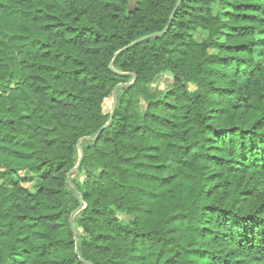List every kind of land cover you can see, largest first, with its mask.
Returning a JSON list of instances; mask_svg holds the SVG:
<instances>
[{
    "label": "trees",
    "instance_id": "obj_1",
    "mask_svg": "<svg viewBox=\"0 0 264 264\" xmlns=\"http://www.w3.org/2000/svg\"><path fill=\"white\" fill-rule=\"evenodd\" d=\"M177 1L0 0V264H264V0L114 58Z\"/></svg>",
    "mask_w": 264,
    "mask_h": 264
},
{
    "label": "water",
    "instance_id": "obj_2",
    "mask_svg": "<svg viewBox=\"0 0 264 264\" xmlns=\"http://www.w3.org/2000/svg\"><path fill=\"white\" fill-rule=\"evenodd\" d=\"M181 2H182V0H178V1H177V4H176V6H175V8H174V11H173L172 16H171V18H170V21H169V23H168V26H167V28H166L163 32L150 34V35H147V36H145V37H142V38L137 39L136 41L130 43L129 45L125 46L124 48H122L121 50H119L118 52H116L115 55H114V58L117 56V54H118L119 52H121V51H123V50H125V49H127V48H129V47H132V46H134V45H136V44H138V43H140V42H142V41H144V40H146V39L153 38V37H157V36H160V35L164 34V33L168 30V28L170 27V25H171V23H172V21H173L174 15H175V13H176V11H177L179 5L181 4ZM114 58H113V60H114ZM113 60H112V62H111V64H110V68H112ZM130 84H131V83H130ZM130 84H125V85H130ZM117 88H118V87H116V88L114 89V92H113V108H112L111 115H110V118H109L108 122H107L106 124H104V125L98 130V132H97V134H96L95 137H93V138L85 137V138L81 139V140L78 142L77 146H78V149H79V152H80V158H79V160H78V163H77L76 167H75L74 169H72V170L68 173V175H70V173L76 171L77 168H78L79 165H80L81 157H82V153H81V150H80V142H81L82 140H96V139L100 136L101 132H102L105 128L109 127V125L111 124V122H112V118H113V113H114L115 108H116V96H115V93H116V89H117ZM78 198L81 199V197H80L79 194H78ZM83 206H84V203H83V201H82V199H81V204H80V206L76 209V211H74L73 215L71 216V225H72V229H73V233H74L75 239H76V231H75V228H74L73 218H74V214H75L78 210H80ZM76 253L79 255V251H78V250H76Z\"/></svg>",
    "mask_w": 264,
    "mask_h": 264
},
{
    "label": "rangeland",
    "instance_id": "obj_3",
    "mask_svg": "<svg viewBox=\"0 0 264 264\" xmlns=\"http://www.w3.org/2000/svg\"><path fill=\"white\" fill-rule=\"evenodd\" d=\"M211 13L213 15H218L220 16L222 19H225V14H226V11L228 10L227 8H225L223 5H221L219 3L218 0H215L213 3H211L210 7H209ZM208 35V32L203 30V29H198L194 35H193V39L196 41V42H201L203 41L204 39H206ZM209 52L210 53H216V50L215 49H209ZM3 92L2 89H0V94ZM2 168L0 167V170ZM22 174L19 175V177H21ZM22 185L24 187H26L28 190H30L31 192H34L36 190V184L34 182V180H31V181H25L22 183Z\"/></svg>",
    "mask_w": 264,
    "mask_h": 264
}]
</instances>
